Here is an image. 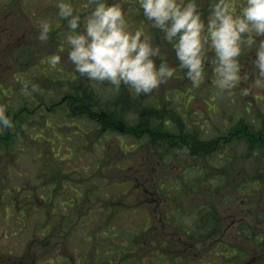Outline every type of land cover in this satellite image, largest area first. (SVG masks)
<instances>
[{"label":"rangeland","instance_id":"1","mask_svg":"<svg viewBox=\"0 0 264 264\" xmlns=\"http://www.w3.org/2000/svg\"><path fill=\"white\" fill-rule=\"evenodd\" d=\"M62 2L0 0V63L6 62L0 69L10 67L0 76V105L6 106L13 124L0 128V264H231L226 259H232L231 249L237 247L227 242V234L225 246L207 249L202 241L222 235L191 240L172 234L177 226L183 228L177 220L188 229L207 225V218L213 225L221 221L229 226L243 218L247 225L258 226L248 227L250 239L239 238L237 243L255 247L252 264H264V231L258 224V215H264V157L255 159L252 150L250 158L241 157L249 140L239 143L233 136L245 128L251 136L264 138V90L242 95L241 89L250 85L245 78L237 88L220 91L210 66L205 80L195 87L173 47L164 42L158 44L161 57L154 59L158 65L165 60L176 71L158 89L137 95L127 85L117 90L108 81H90L69 58L70 29L59 16ZM67 2L81 15L82 31L95 0ZM118 2L132 29L143 27L157 45L155 28L137 0ZM198 3L207 14L213 0ZM43 20L51 24L47 41L39 39ZM254 51L245 45L240 57L244 77L255 72L250 63ZM53 54L61 56L57 65L49 62ZM179 84H187L194 93L186 94V109L183 99L174 102ZM76 98L88 105L81 107ZM156 106L161 114H155ZM22 108L28 111L19 113ZM170 108L179 117L169 115ZM142 112L149 129L212 140L211 153L191 159L185 149H177L173 155L168 144L160 145L136 129ZM108 117L114 119L113 130H105L103 119ZM201 172L202 184L187 186L176 202L165 196L155 201L160 181L186 178L188 184L200 179ZM258 177L262 178L255 184ZM241 184L256 186L240 193ZM170 212L173 221L167 222L164 216Z\"/></svg>","mask_w":264,"mask_h":264},{"label":"clouds","instance_id":"2","mask_svg":"<svg viewBox=\"0 0 264 264\" xmlns=\"http://www.w3.org/2000/svg\"><path fill=\"white\" fill-rule=\"evenodd\" d=\"M144 17L172 43L180 66L193 86L199 87L210 66L220 91H231L250 79L241 89L249 95L264 90V0H213L207 15L198 0H139ZM59 16L66 19L68 53L75 70L90 81H108L117 90L127 85L135 94H147L172 78L176 69L161 59L160 46L143 27L132 29L123 5L114 0H95V6L83 20L67 0L59 5ZM51 24L40 22L39 39L47 41ZM257 38H260L259 40ZM254 48L250 63L252 77L242 76V52ZM211 49V54L209 53ZM52 65L61 62L59 54L49 58ZM35 89L36 86L33 85ZM6 106L0 105V128H11Z\"/></svg>","mask_w":264,"mask_h":264},{"label":"trees","instance_id":"3","mask_svg":"<svg viewBox=\"0 0 264 264\" xmlns=\"http://www.w3.org/2000/svg\"><path fill=\"white\" fill-rule=\"evenodd\" d=\"M138 3H139V1H138ZM139 9H140V6H139ZM204 14H205V16L207 15L206 13H204ZM155 39H157V44H160V43L164 42V43L168 44L169 46H172V43H170L167 40H165L163 38V33L161 31H159L158 29H156V28H155ZM172 50H174V48H172ZM245 77H246V75H245ZM188 81H189V79H188ZM189 83L192 84L191 80L189 81ZM188 91H191V89H190V87L188 88L187 84L186 85L179 84V86H177V89L174 91V94H175L174 98L176 99L177 102H178L179 98L183 99V101H184L182 103L183 106L186 103H188L185 100V98H186L185 96L188 93ZM75 100L81 107H85V106L88 105V102H86V100H84V101L81 100L80 101L77 98ZM247 105L251 106L252 104L251 103H247ZM156 107H158V108H157L155 114L156 113L157 114H161V107H159V106H156ZM26 111H28L27 108H22L19 113H23V112H26ZM167 112L169 113V115H173V116H175V115L177 116L178 115V112L175 109H173V108H170V110H168ZM144 115H147V112H144ZM140 117H141V120L139 122V125L136 126V129L139 130V131L140 130L141 131H146L149 134H151V136L154 138L155 137V129L147 128V126H148V117H143V112L141 113ZM177 117H179V116H177ZM158 118L160 119L161 116H159ZM113 120L111 118H109V117L107 119H103L105 130H110V129L113 130L114 129V127L112 126L113 125ZM155 120H157V119H155ZM150 123H151V121H150ZM166 124H167V122H166ZM182 129H183V127H180V130H182ZM123 131H124V129H123ZM179 132H182V133H180V135L178 133L174 134V135H172L173 137H171L170 134H164L166 136L165 141H167V143H169L167 150H170L173 155L176 152L175 150H177V149H185L188 154H191V156H190L191 159H194V157H197L198 154L199 155L202 154V156H205V155L208 156L211 153L212 146L214 145V142L212 140H209L208 142H206V141L204 142L203 140H198L196 136H194L195 138L193 139L189 135H186V133H184L183 131H179ZM134 136H136V135H134ZM176 136H178V137H176ZM233 136H234V139L237 142H239V143H243L244 140H246V142L249 140V142L245 143L246 147H244V150H243L244 153L241 154V157H244V159L250 158L248 155H250V150H252L251 152L254 153L253 146L256 147L255 149H256L257 152L259 151V148H261V150L259 151L260 155H254L253 157L255 159L264 157V143H262L261 145H258V143H255V142H258V140L261 141L260 137L258 138V137H256V135H252L251 136L250 133L245 131V128L236 130L233 133ZM169 137H171L172 140H179L182 143L181 146L179 147L178 143L175 142V141L171 143V141L168 140ZM254 138H256L257 140L255 142H252L251 139H254ZM177 159L179 160L178 157H177ZM223 165L221 166V168L225 167V165H224V167H223ZM200 176H201L200 179L189 180L188 184H186V182H185L186 178H176L174 180L172 179L170 182L164 181V180L160 181L159 184H158V186L160 187V191H161L160 194H161V196H165V197H169V198L172 197L171 199L174 200V202H176V200L178 199V198L176 199V197H178L181 193H184V192L188 191L187 190V186L191 187V189H193L194 186H198V185L202 184V182L205 179L204 178L205 172H201ZM259 178H262V177H258V178L254 179L255 184H257L260 181ZM216 179L220 180L219 176H216ZM262 179L264 181V178H262ZM255 186L256 185H253V184H248V185L247 184H241L238 189H239L240 193H244L246 191V189H253ZM169 192H171V194H169ZM247 195H248V193H247ZM226 201H228V200H226ZM206 209L210 210L212 208L206 207ZM178 210L182 214L185 213L183 211V209L178 208ZM171 213L172 212H170V214H166L164 216L167 222H172L173 221V213L172 214ZM214 216L218 217L217 212L214 213ZM261 217H264V215L259 214L258 215V220H260ZM177 222L179 223V225L181 227H183V228H180L179 226H177L176 227L178 229L177 232H180V233L184 234L185 236H187L191 240L196 239V238H194L195 236L203 235V233H201L200 230L197 228L199 226L191 225L188 228V229H192L195 233H198V234H195V233H188L187 234V233H185L186 232V223L185 222L181 223V222H179V220H177ZM206 223H207V225H204V226L211 227L213 225V223H211V218H207L206 219ZM218 224H219V221H216L215 224L211 228L212 229L215 228Z\"/></svg>","mask_w":264,"mask_h":264},{"label":"flooded vegetation","instance_id":"4","mask_svg":"<svg viewBox=\"0 0 264 264\" xmlns=\"http://www.w3.org/2000/svg\"><path fill=\"white\" fill-rule=\"evenodd\" d=\"M5 63H0V68L5 66ZM9 69H10V67H5V68L0 69V76L5 75V72L8 71ZM19 70H21V69H19ZM155 125L159 126V124L157 123V120H155ZM166 126H170V124H168V122H167ZM180 133H182V132H178L179 135H180ZM164 134H166V133H164ZM164 134H162L157 129H155V141L159 142L160 145L169 144V143H167V141H165L166 136ZM174 134H177V133L171 132L170 136L173 137L172 135H174ZM178 136H176V137H178ZM171 137H169L168 140H170L171 143L174 142V141L177 142L178 146L180 147L182 143L179 140H172ZM260 140L262 142H264L263 136L260 137ZM252 142H254V141L252 140ZM255 148L256 147L253 146V149H255ZM254 153H257L255 155H260V153L257 152V151H254ZM160 192H161L160 191V187L158 185H156V188H155V201H157L158 199H160L162 197ZM244 223L246 225H241V224H244ZM247 224H249V222H245L244 219L241 218V220L233 221V223H231L229 226H224L223 222L220 221L219 224L213 229L211 227H207V226H199L197 228L203 234H211V235L212 234H221L222 235L220 239H215V241H211V242H208V243H204L202 241L201 242L202 245H207L206 249L207 248H213L216 245H221V248L223 246H225L226 244L223 243V241H224L223 237L227 234V236H228L227 237V239H228L227 242L233 241L235 243V245H233L232 247L236 246L237 248L231 249L232 259L231 260L226 259V260L229 261V262H232L231 264H252L256 260V257H254L255 247L250 249L249 247H247L245 245H240V244L237 243L239 238H242L244 240L250 239V237H249L250 230H249L248 227H255V226H250V225H247ZM260 228H262V230L264 231V225L262 227H259V229ZM160 232L161 233H166L165 230H160ZM185 233L188 234V233H195V232L192 229H186ZM172 234L173 235H177V234H180V232L175 231ZM195 234H198V233H195ZM173 238L174 237L172 236L171 239H173ZM186 242L187 241L183 242L184 246L188 245V244H186ZM251 244H253V243H251ZM251 244H249V245H251ZM220 255L223 256V253H220Z\"/></svg>","mask_w":264,"mask_h":264}]
</instances>
